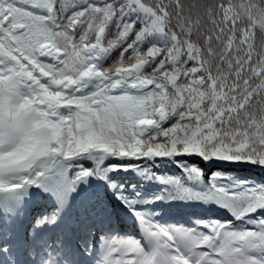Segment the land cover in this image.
Listing matches in <instances>:
<instances>
[{
	"label": "snow or ice",
	"instance_id": "snow-or-ice-1",
	"mask_svg": "<svg viewBox=\"0 0 264 264\" xmlns=\"http://www.w3.org/2000/svg\"><path fill=\"white\" fill-rule=\"evenodd\" d=\"M257 23L264 33V0H0V192L84 154L198 155L264 167ZM121 47L119 64L129 51L135 62L105 69ZM172 117L179 119L163 128ZM89 174L81 168L78 178ZM204 196L254 223L186 232L134 208L154 241L146 252L131 240L134 264H264V184H212Z\"/></svg>",
	"mask_w": 264,
	"mask_h": 264
},
{
	"label": "trees",
	"instance_id": "trees-1",
	"mask_svg": "<svg viewBox=\"0 0 264 264\" xmlns=\"http://www.w3.org/2000/svg\"><path fill=\"white\" fill-rule=\"evenodd\" d=\"M186 2L190 3L193 0H186ZM201 2H204V0H201ZM236 2H239V0H236ZM147 3L151 5L153 0H147ZM244 26L243 24L240 25V27ZM255 32L258 50H264V33L261 32L258 23ZM81 34L78 31L75 39L79 40ZM116 35L115 28H111L105 37L104 46H107V40H114ZM149 46H141L140 53L142 55L146 54ZM123 47H126V45ZM123 47L113 50L108 58L103 61L105 69L114 66L125 67L135 62L133 53L129 51L124 54L125 63L119 64ZM191 66L189 64V67ZM144 71L146 75H150L152 69L146 66ZM181 79L183 81V78ZM169 91H171L170 88ZM178 119V117H172L164 122L162 127L170 128ZM156 142L162 143V137L157 139ZM66 163L69 170V180L73 187L78 185L92 193V197L88 201L91 209L89 214L84 213L83 217L78 218V220H76L77 216L75 214L71 215L72 225L78 227L75 230L77 237L82 232L81 225H77L78 222H81L87 229L101 226L100 219L102 216L101 213H97V208L102 207L103 212L108 213L109 218L115 223L120 224L122 222L123 219L109 200L104 189H107L119 203L132 209L150 212L155 217L160 218V220H156L163 226L176 227L180 224L186 232L189 230L208 232L213 224L224 220H231L232 227L236 229L251 227L254 223V221L241 219L237 210L231 205L205 197L204 192L212 184H222L227 187L239 185L241 182H247L249 185L264 184V167L246 162H230L218 158L205 160L198 155L133 159L107 154L97 167V174H100L101 179L96 177L94 163L88 158L87 154L68 159ZM113 164L128 165V167L113 169L111 167ZM81 168L90 169L91 174L78 178ZM194 169L203 170V176L197 175ZM213 173H217V175L213 176ZM93 185L95 186L94 191L91 187ZM26 195L30 201L34 200L36 204L32 216L42 215V219H44L45 198L32 193L29 186ZM16 202L18 208L22 210L24 201L19 194H17ZM179 214H184L186 218H181ZM3 220L4 217L0 216V233H2V236L5 235H3L5 230L2 228ZM32 221L34 224L36 219L32 218ZM106 221L110 224L109 219ZM27 223L30 225V221H27ZM88 234L89 232L86 231L84 235L88 236ZM29 237L30 229L27 231V238L30 239ZM61 237H63L61 246L66 247V241L68 245L70 238H66L64 235H61Z\"/></svg>",
	"mask_w": 264,
	"mask_h": 264
},
{
	"label": "bare ground",
	"instance_id": "bare-ground-1",
	"mask_svg": "<svg viewBox=\"0 0 264 264\" xmlns=\"http://www.w3.org/2000/svg\"><path fill=\"white\" fill-rule=\"evenodd\" d=\"M61 164V160H59L57 162V164L55 165V167H53L52 169V173L55 171L56 166H59ZM50 172H47V175H49ZM94 186V185H93ZM95 188V186H94ZM5 192V191H3ZM8 192V191H6ZM1 193V192H0ZM42 196H44V194H41ZM9 197V196H8ZM92 197V193L91 191L88 190V192H86L85 197L83 199H80L82 201H84L86 203V207L89 210V199ZM26 205L28 207H31L30 212L28 211V213L26 215H24V211L21 210L20 208L17 207L16 210H14V217L16 218V220H18L19 222V226L18 229L15 226L14 227L16 231H13L12 234L8 237L9 242L8 244H6L5 241V235L3 233L4 236H2V233H0V261H3V256H7L9 255L11 258V264H28L27 263V258L33 254L38 253L37 249H35V246L40 245L43 243V238L47 237L49 235L48 232H45V234H42L38 231V227L34 226L31 227L30 225H28L27 221L28 219L34 218L36 216H32V211H33V207L36 205L34 200L33 201H29L28 198H26ZM75 203L76 205L80 204V201L75 199ZM124 207V206H122ZM91 210V209H90ZM46 211V207L44 209V213ZM97 213L100 214V211H104V209L102 210V207L97 208L96 209ZM8 210L4 209L2 211H0V216L2 217V213L4 214H8ZM120 214V213H119ZM27 216V217H26ZM121 216V214H120ZM83 216H77L76 220H78V218H82ZM121 218L123 219V221H125L127 219L126 215H122ZM43 221V220H42ZM46 221V220H45ZM43 222L44 225L47 224V222ZM122 222L120 224H122ZM5 226H8L10 224L9 220L8 221H4ZM66 226H64L62 228V235H64L66 238H70L73 239V242L75 244H79L81 243L80 240L81 238H83L85 244H83V246L86 248L87 242H89L90 238H92V242H99V236L101 234L105 233L104 230V226L101 224V226H94L93 228L87 229L84 225L81 224V222H78V226L81 225L82 227V232L80 234V238L77 239V236L75 235V230L77 226L72 225L71 221H70V216L66 221ZM96 225V224H95ZM3 228V226H2ZM78 228V227H77ZM5 229V228H4ZM30 229V239L27 238V231ZM87 229V230H86ZM86 231L89 232L88 236L84 235L86 233ZM117 234V237H121V238H126L127 234H125L124 231L121 230V228L118 226L117 230L114 231ZM65 233V234H64ZM51 234H56V232H51ZM67 234V236H66ZM69 234V235H68ZM6 245V251H2L1 248L3 247V245ZM82 244V243H81ZM68 245H66L67 247ZM4 254V255H3ZM2 264V263H0Z\"/></svg>",
	"mask_w": 264,
	"mask_h": 264
},
{
	"label": "rangeland",
	"instance_id": "rangeland-1",
	"mask_svg": "<svg viewBox=\"0 0 264 264\" xmlns=\"http://www.w3.org/2000/svg\"><path fill=\"white\" fill-rule=\"evenodd\" d=\"M149 118V117H148ZM99 155V156H97ZM106 154H103V153H95V154H88L89 158L91 159H98L100 158V160H102L104 158ZM65 163H66V160H63L62 159V163H61V167H65ZM27 186V185H24L21 190L24 189V187ZM13 198L14 196L12 197L11 201L9 202L8 206H10L11 204H15V202H13ZM26 212V211H25ZM26 215V214H25ZM113 234V235H112ZM112 237L111 239H106V240H103V239H100L99 242H95L96 246L98 248H96L97 252H94V255H95V258H94V264H110L112 258H116L115 256H113V253H116L117 256L120 258V255L119 254H122L123 256H125V262H128L130 263V259L128 258L129 255L131 254L130 253V245H131V240L134 241V242H138L137 240H134L132 238V235H127V239H123L120 243L119 241H116L115 242V246L118 248V249H112L111 245H112V241H113V238H116L117 235L115 233H112ZM103 235V234H101ZM114 236V237H113ZM92 238H90L89 242L87 243L86 245V248L85 249H81L80 252L81 253H84L86 258L88 259V261L90 262L91 261V258L90 257V253H91V248H92ZM5 241H8L5 240ZM48 246V243L46 244V248ZM129 249H128V247ZM53 249H56V245L52 247ZM6 245L4 244L3 247L1 248L2 251H6ZM49 248L46 249V253H47V250ZM95 250V249H94ZM102 250H104V253H102V255H100V253L102 252ZM4 255V254H3ZM32 256V255H31ZM6 260V256L4 255L3 256ZM117 257V258H118ZM116 258V259H117ZM87 261V260H86ZM4 262V261H3ZM127 263V264H128ZM11 264V263H10Z\"/></svg>",
	"mask_w": 264,
	"mask_h": 264
},
{
	"label": "water",
	"instance_id": "water-1",
	"mask_svg": "<svg viewBox=\"0 0 264 264\" xmlns=\"http://www.w3.org/2000/svg\"><path fill=\"white\" fill-rule=\"evenodd\" d=\"M93 40H94V39H93ZM128 66H129V65H128ZM128 66H127V67H128ZM149 87H150V86H149ZM149 89H150V88H149Z\"/></svg>",
	"mask_w": 264,
	"mask_h": 264
}]
</instances>
